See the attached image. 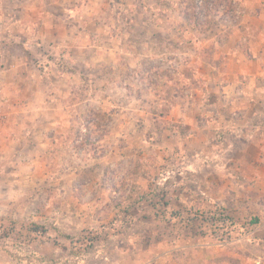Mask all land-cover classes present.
<instances>
[{
	"label": "rangeland",
	"instance_id": "obj_1",
	"mask_svg": "<svg viewBox=\"0 0 264 264\" xmlns=\"http://www.w3.org/2000/svg\"><path fill=\"white\" fill-rule=\"evenodd\" d=\"M242 3L0 0V264H264V94L222 130Z\"/></svg>",
	"mask_w": 264,
	"mask_h": 264
},
{
	"label": "crops",
	"instance_id": "obj_2",
	"mask_svg": "<svg viewBox=\"0 0 264 264\" xmlns=\"http://www.w3.org/2000/svg\"><path fill=\"white\" fill-rule=\"evenodd\" d=\"M241 1L243 2L245 16H249L248 19L241 20L240 24L236 23L238 28L241 27V37L236 38L235 47L232 48L230 43L234 41V38H231V35L228 34V38L226 39L228 43L224 42L222 45V48H226L227 53L226 58L224 57L226 60L225 66L229 65L228 68H231L230 64L235 62L232 67L235 69L236 77L242 78L231 87L230 85L225 86L220 99V103L224 107L223 111L228 109V113L225 114L224 112L225 115L222 116L225 119L222 124V130L226 136L224 152H234L239 148L238 144L230 143L232 135L239 139L243 138L244 142L248 140L252 142L253 138L256 137V132L248 130L253 128V125L250 128L246 127L253 123L251 118L258 114L257 112H253L254 108L252 107L256 103L258 93L264 94V0ZM238 31L236 29L235 33ZM248 78L252 79L253 84L242 83ZM236 86L238 94L235 93V90L232 93L230 89L232 87H234L232 89H236ZM233 94L236 96L245 94L247 98H243L242 100L236 99L235 101L233 100ZM248 104L251 105L250 110H248ZM232 111H234V115H232ZM247 115L248 119L245 118ZM252 163H255V161Z\"/></svg>",
	"mask_w": 264,
	"mask_h": 264
},
{
	"label": "trees",
	"instance_id": "obj_3",
	"mask_svg": "<svg viewBox=\"0 0 264 264\" xmlns=\"http://www.w3.org/2000/svg\"><path fill=\"white\" fill-rule=\"evenodd\" d=\"M258 221V218H254L253 222H257Z\"/></svg>",
	"mask_w": 264,
	"mask_h": 264
}]
</instances>
